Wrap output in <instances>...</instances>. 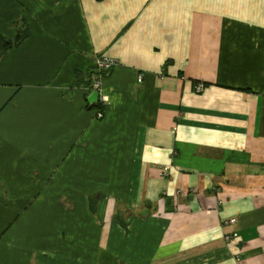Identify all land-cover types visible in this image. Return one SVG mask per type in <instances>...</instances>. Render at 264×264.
Masks as SVG:
<instances>
[{"label":"crops","instance_id":"0c3cea01","mask_svg":"<svg viewBox=\"0 0 264 264\" xmlns=\"http://www.w3.org/2000/svg\"><path fill=\"white\" fill-rule=\"evenodd\" d=\"M2 39L0 264H264V0H0Z\"/></svg>","mask_w":264,"mask_h":264},{"label":"rangeland","instance_id":"374dc122","mask_svg":"<svg viewBox=\"0 0 264 264\" xmlns=\"http://www.w3.org/2000/svg\"><path fill=\"white\" fill-rule=\"evenodd\" d=\"M77 169L78 168L76 167H71V171L77 170ZM95 171L96 169L92 172V174H94ZM60 172H61V168L58 166L53 168V170L51 171V173L55 175H60ZM101 185L102 184H97V187H93L92 185L89 186L88 184L81 182L78 179L77 175L72 174L69 191H66V194H65V191H63L62 184L60 185V183H57V179H56L55 187L58 192L57 191L55 192L54 206L71 208V207L83 205L82 201L85 202V200L83 199L84 198L83 189H84L85 191L88 190V192H90L88 196V200H87L88 208L94 214L98 212L100 213V211L103 208V207L102 208L100 207V203L102 200L96 197L97 193L95 194V191L97 188L103 189V191L104 190L107 191V189L103 188ZM79 191H81V193ZM99 197H102V194Z\"/></svg>","mask_w":264,"mask_h":264},{"label":"built area","instance_id":"2783aa9c","mask_svg":"<svg viewBox=\"0 0 264 264\" xmlns=\"http://www.w3.org/2000/svg\"><path fill=\"white\" fill-rule=\"evenodd\" d=\"M115 64V60L114 58L108 56V55H105V54H100L99 56H97L96 60H95V63H94V66H95V70L98 74V76L92 80V82L90 83V87L96 91H98V93L100 94V100L101 101H104L105 100V97L103 96L102 94V89H103V86H102V74L104 72H108L112 66ZM203 89V84L201 83H197L195 85V90L196 91H201ZM97 116L98 117H101L102 114L101 112H97ZM162 172L167 175L168 174V170H169V167L168 166H163L162 168ZM221 202V201H219Z\"/></svg>","mask_w":264,"mask_h":264},{"label":"trees","instance_id":"16d2710c","mask_svg":"<svg viewBox=\"0 0 264 264\" xmlns=\"http://www.w3.org/2000/svg\"><path fill=\"white\" fill-rule=\"evenodd\" d=\"M28 34H29V30L28 29H24L22 31H18L16 39H15V42L13 44H15V45L20 44L28 36ZM2 41H3V44H0V45L2 47L4 45L3 49L6 47V45L8 47V46H10L12 44L10 41H6L4 39H2Z\"/></svg>","mask_w":264,"mask_h":264}]
</instances>
